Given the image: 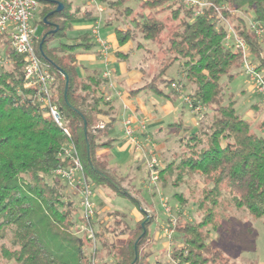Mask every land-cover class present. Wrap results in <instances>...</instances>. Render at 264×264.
<instances>
[{
  "label": "trees",
  "instance_id": "1",
  "mask_svg": "<svg viewBox=\"0 0 264 264\" xmlns=\"http://www.w3.org/2000/svg\"><path fill=\"white\" fill-rule=\"evenodd\" d=\"M38 1L46 9L42 18L45 31L37 37L36 52L55 76L54 99L64 113L70 136L48 115L36 88L25 87L24 57L7 47V38L1 36L0 52H5L8 62L0 66V264H96L99 259L101 264H150L153 250L144 248L151 238L154 214L141 208L143 218L135 226L127 225V230L115 232L128 236L121 245L112 241L108 249L109 243L103 239L94 250L90 245L88 254L86 245L92 240L78 233L81 219L80 202L75 199L78 193L66 196L65 188L70 186L52 176L55 169L71 165V160L60 152L73 142L94 191L104 184L130 196L138 205L140 202L111 175L108 160L98 155L100 149L113 142L104 140L111 122L103 128L97 126L114 111L103 89L108 79L96 73L81 77L77 67L78 50L92 48L97 42L85 34L73 43L61 41L55 45V41L66 36L71 20L82 8L75 9L72 0ZM100 1L117 9L126 3V0ZM208 1L212 6L200 14L178 0H145L143 5L150 8L166 3L176 5L173 18L179 21L178 29L172 30L168 39V51L175 56L155 72L150 88L162 92L157 81L167 87L177 82L183 90L191 85L188 94L195 103L208 108L204 117L211 119L206 128L199 125L196 131L180 137L179 153L160 167L159 184L163 189L185 185L190 193L189 197L185 192L174 195L180 204L175 231L182 241L173 245V264H234L211 238L212 231L223 228L225 203L247 211L253 218L264 216V135L254 131L252 123L237 112L234 95L226 94L228 82L244 72V57L240 49L224 44L228 29L225 24L217 25L216 9L221 8L224 17L246 41L250 60L264 77L261 39L240 14L251 11L254 20L263 25L264 0ZM59 3L63 8L56 11ZM130 10L127 7L128 13ZM85 14L93 16L92 11ZM135 25L148 40L158 39L166 28L154 15L142 16V20H135ZM49 30L55 31L48 33ZM116 35L119 45L133 40L130 29L116 27ZM176 61H181V76L167 77ZM260 126L264 128V122ZM48 176L53 177L52 182ZM199 179L203 186L197 195ZM191 201L196 204L198 214L194 219L184 215ZM96 215L99 218V206ZM123 215L126 216L124 212ZM105 229L112 233L115 230L107 224ZM100 234L98 230L96 236ZM101 248L108 250L105 258L100 256Z\"/></svg>",
  "mask_w": 264,
  "mask_h": 264
},
{
  "label": "rangeland",
  "instance_id": "2",
  "mask_svg": "<svg viewBox=\"0 0 264 264\" xmlns=\"http://www.w3.org/2000/svg\"><path fill=\"white\" fill-rule=\"evenodd\" d=\"M86 1L88 0H75V2L79 4ZM89 1L93 5H101L100 0ZM144 2L145 0H126V3L120 6L121 8L119 9H117L116 6H110L108 2H104L102 3L105 8L103 17L104 19H109L110 21H112L113 24L117 27H120L122 29H130L134 41L132 42L133 49H135L138 45L140 46V49H142L141 53L144 54L143 64L146 65V67H148L149 65L152 66V75H154L156 71L158 72L161 67H163V65L170 63L175 56L174 53L168 51V39L170 37L171 31L178 29L179 21L173 18L172 11L176 8V5L172 6L170 5V3H166L163 6L150 8L148 6H143ZM80 7L83 9L84 5ZM127 7L131 8L130 13H128ZM45 9L46 5L40 1L36 18L34 20V26L36 27V36L38 37L45 31V27L42 22ZM240 14H242L247 19L249 24L255 21L254 14L251 11L240 12ZM148 15L156 16L157 18L161 19L166 25V28L161 32L160 36L156 40H148L144 38L139 28L135 25V20H142V16ZM262 26L264 27V24ZM80 32L82 31L72 29L70 30L69 35L74 36L79 34ZM259 37L261 39L264 54V31L262 32V34H260ZM57 41L61 42L64 41V39H60ZM95 51L96 47H93L91 50H89V52L91 53ZM88 63L89 62L87 61L85 64ZM94 67L98 68L99 71L101 69H104V67L105 69L107 68L104 63H101L99 60L96 62ZM178 67H181V61H176L174 66L170 67L167 77H179V73L177 72ZM160 79L161 78H158V80ZM223 80H226V78L224 77ZM157 83V85H159L162 90H165L167 88L166 84L159 81H157ZM176 84L178 83L176 82ZM188 86L191 87V90H189V92L192 91V86ZM169 88L172 90H176L173 86H170ZM185 91H188L187 88L185 89ZM225 91L227 95H234V98L236 100L235 106L237 112L240 113L244 119L252 123V128L254 131L264 135V128H261L260 126V124L264 122V97L255 90L253 83H251L245 72H239V74L236 75L232 81L228 82ZM149 92L151 97H156V99H163V97L157 94L156 91L149 90ZM189 92L184 93L188 94ZM256 103L262 105L261 107L263 108H252V105ZM207 109H205V111H207ZM205 111L198 115L195 114L198 125H203L204 128H206L208 123L211 121L210 117H204ZM173 120V115H169L165 121L166 125H168V122H171ZM99 124H101V122H99L98 125ZM181 135H183V132H180L178 134V136ZM171 136L173 138L177 137L175 133H171ZM177 150L178 141L172 142L169 148L162 150L161 154H159L158 152V154H156V152L153 150L150 152L149 149V160L153 155H155L160 161V167H162L165 162H168L175 158V156L179 153H177ZM110 173L125 190L131 192V194L135 196L140 202L138 205L130 196L119 194L113 188L104 186V184L102 186L103 188H97L98 191L95 194L94 199L95 201H101L102 204L100 205V215L97 219L98 223H96V227L101 233V236L97 237L96 245H94V241L86 245L87 253L89 254L91 252L90 245H92V248L94 250L99 246V242L103 239H107V242L109 243L108 249L111 248L112 241H115L116 244L121 245L128 236L127 234L119 236L116 233L120 232L121 230H127V225L131 227L135 226V224L137 223L136 211L141 212V208H144L149 213L155 215V222L150 225L151 237L155 235L156 232H161V234L165 236L162 237L161 240L154 239L155 243L153 242L152 238L147 241L144 250H153V255L150 257V264H173V261L171 259L173 245L182 241V239L178 236V233L175 231V225L174 229L172 226H170L171 224L169 225V223L171 222V218L177 219L180 207V204L178 200L175 199L174 195L176 192H185V194L189 197L190 193L187 187L185 185H180L177 188H175L174 186H168L167 189H163L158 183L157 185H150V190L149 188L147 189L146 187H144V184L140 181V177L145 176V173L141 172L137 175L138 182H135V184L137 185L136 189L135 185L134 187L131 186L134 182L131 183V181L127 182V179L121 180L120 178H117L116 174L111 170ZM47 179L49 182L53 181L52 176H48ZM192 182L195 183V180ZM202 186V179H199L196 187L197 195H199L200 187ZM74 191L78 193L75 196V199L79 204L81 194L78 192V190L74 189L73 187L65 188V194L68 197L71 196ZM163 201L170 207L169 212L164 209L162 203ZM97 203L98 202H96V205H98ZM104 206H107L109 208L108 210L115 212L107 213V210L103 211ZM223 207V228L218 231H212L211 234V238L214 240L216 246L221 247L225 251L227 256H229V258L231 259V263L264 264V216L260 218H253L247 211L236 209L229 203H225ZM123 212L126 213L125 217L123 215ZM81 214V211H79L78 216H81ZM184 215L188 219H194L198 217V214L196 212V204L193 201H191L189 206L185 209ZM159 222H165V225H160V228H157ZM166 223H168L169 226H167ZM105 224L110 225L111 228H114V232L112 233V230L107 231L105 229ZM166 240H169V242H173V244L163 249L161 255H159L157 253L159 250L155 246L158 244L160 246L159 249L161 250L163 248L162 242ZM107 251V249L101 248L100 256H102V258H105L107 255ZM97 263L101 264L102 260L99 259L96 264Z\"/></svg>",
  "mask_w": 264,
  "mask_h": 264
},
{
  "label": "crops",
  "instance_id": "3",
  "mask_svg": "<svg viewBox=\"0 0 264 264\" xmlns=\"http://www.w3.org/2000/svg\"><path fill=\"white\" fill-rule=\"evenodd\" d=\"M72 1L75 9L82 5H84V8L71 20L66 36L62 38L64 39L63 42L73 43L85 34L91 37L92 28L99 20L100 33L111 45L106 54L101 52L98 43L93 46L96 47L95 52H89V50L93 48L92 47L86 50H78L77 53V67L81 77H85L92 73H96L103 77L105 67L100 71L98 68L94 67L98 60L111 70L108 82L103 89L105 94L110 97L108 100H110L111 105H113L114 111L111 116H106V120L101 121V123L106 125L107 122H111L108 135L105 136L104 140L111 139L113 142L109 147L100 149L98 155L108 160L109 172L111 170L116 174L117 178L121 180L127 179V182H134L131 186L134 187L135 185L136 189L137 185L135 182H138L137 175L144 172L145 176L140 177V181L144 184V187L151 190L149 187L147 167L150 157L148 150L150 149V152L153 150L156 154H161L162 150L169 148L172 142L178 141V139L186 133L196 131L199 126L196 115L186 105L183 95L176 90H172L167 86L165 89L166 91L163 90L162 92L150 88L149 83L154 76L152 75V66L149 65L146 67V65L143 64L144 54L141 53L142 49H140L139 45L133 49V40L119 45L116 35L117 26L109 19H104L103 14L105 8L101 1V5H93L89 0L81 4L76 3L75 0ZM99 6L104 8L103 12L98 10ZM85 11H92L93 16H86ZM72 29L82 32L70 36L69 32ZM92 39L94 40V38ZM58 43H60V41L55 42V45ZM87 61L89 63L85 64ZM177 72L179 73V67L177 68ZM180 76L181 75H179V77ZM149 90L156 91L163 99L151 97ZM187 90L188 91H185L184 89V92H189L191 87L188 86ZM261 106L262 105L259 103H256L252 105V108H263ZM169 115H173L174 120L168 122V125H166L165 121ZM112 117L115 120H112ZM126 120L131 121V125L135 130L136 139L142 142L144 146L143 150L136 149L134 142L126 136L124 125ZM143 121L146 122L145 130L141 129V123ZM180 132H183V135L178 136ZM171 133H175L177 137L173 138ZM97 191L96 189L95 194ZM96 202H98L97 206L100 207L102 202ZM108 209L107 206H104L103 211ZM141 218L142 213L136 211V222ZM164 223L165 222H159L157 228H160V225L164 226ZM162 237L165 236L161 234V232H156L151 238L154 242L156 239L161 240ZM162 243L163 248L161 250L159 249L160 246L155 244V247L159 250L157 252L159 255H161L163 249L173 244V242H169V240L163 241Z\"/></svg>",
  "mask_w": 264,
  "mask_h": 264
},
{
  "label": "built area",
  "instance_id": "4",
  "mask_svg": "<svg viewBox=\"0 0 264 264\" xmlns=\"http://www.w3.org/2000/svg\"><path fill=\"white\" fill-rule=\"evenodd\" d=\"M95 1V0H92ZM184 2L186 6L195 8V14H200L205 8L212 6L208 0H178ZM39 8L38 0H0V37L7 38V47L13 49L15 52L23 55L25 60V87L36 88L37 97L41 104L46 107L48 115L53 121L61 127L64 132L70 136L69 129L65 125V116L60 109L59 104L54 99L53 84L55 76L52 74L46 64L42 62L36 52V27L34 20ZM218 12L217 25L225 24L227 27V35L224 39V44L228 47L234 46L243 52L244 57V72L250 79L255 90L264 97V77L263 74L257 71L255 64L250 60L249 46L241 37L240 33L232 26V24L224 17L220 7H216ZM100 12L104 11L102 6L98 7ZM251 29L258 36L264 31V27L258 22L250 23ZM92 36L99 44L101 52L106 54L111 45L100 33V21L98 20L92 28ZM8 58L5 52H0V66L7 64ZM111 70L106 68L103 71V77L109 79ZM172 86L184 97V101L188 108L196 115L203 113L206 107L200 103H195L194 98L190 94L184 93L182 88L176 82ZM107 99L110 97L107 96ZM125 134L135 144V148L143 150L142 142L138 141L135 136L134 127L131 121H125ZM103 128L104 124L97 125ZM141 129H146V122L141 123ZM62 157H68L71 160L69 167H60L52 172V176L66 182L70 187L77 189L81 194L80 207L81 219L78 224V233L86 234L88 238L97 243L96 232L98 223L96 211L97 205L94 199L95 191L88 181L84 164L80 158L76 145L71 142L65 146L60 152ZM148 179L149 186L157 185L159 183L160 161L158 157L153 155L148 162ZM163 206L166 211H170V207L163 201ZM170 226L176 225L177 219H170Z\"/></svg>",
  "mask_w": 264,
  "mask_h": 264
},
{
  "label": "water",
  "instance_id": "5",
  "mask_svg": "<svg viewBox=\"0 0 264 264\" xmlns=\"http://www.w3.org/2000/svg\"><path fill=\"white\" fill-rule=\"evenodd\" d=\"M62 8H63V4L62 3H59L58 4V7L56 8V11H60V10H62ZM45 21H46V19H45ZM58 28V26H56V29ZM55 30H49L48 31V33H52V32H54ZM45 36L46 35H44V37L42 38V41H41V43H40V48L42 47V43H43V41H44V38H45ZM67 77V81H66V87H65V99L67 100V91H68V82H69V80H68V76H66ZM85 124H86V122H85ZM86 127V126H85ZM106 176V175H105Z\"/></svg>",
  "mask_w": 264,
  "mask_h": 264
}]
</instances>
